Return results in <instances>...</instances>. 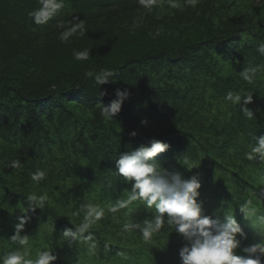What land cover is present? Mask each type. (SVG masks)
Wrapping results in <instances>:
<instances>
[{
    "label": "trees",
    "instance_id": "1",
    "mask_svg": "<svg viewBox=\"0 0 264 264\" xmlns=\"http://www.w3.org/2000/svg\"><path fill=\"white\" fill-rule=\"evenodd\" d=\"M172 2L177 7L170 0L150 7L138 0H65L53 20L36 25L29 12L38 0H0V211L26 210L31 234L51 231L63 239L61 248L53 244L54 264H82L85 243H69L63 231L81 222L86 205L105 213L91 232L107 264H181L186 242L174 229L165 226L148 243L122 231L128 221L150 219L154 208L135 201L110 211L131 190L114 161L153 139L169 145L155 157L162 167L203 180L207 191L198 202L205 215L234 216L242 231L264 226L258 197L264 165L244 158L255 135L264 136V56L257 51L264 0ZM73 16L84 20L86 36L61 42L57 21ZM85 49L88 60L73 58V50ZM256 65L262 66L257 79L248 84L239 71ZM103 69L115 72L114 83L99 86L86 75ZM117 88L129 98L105 121L98 104L115 99ZM230 91L253 94L247 107L254 119L225 99ZM17 159L19 168L6 167ZM37 169L47 173L39 184L31 179ZM43 193L45 207L29 209L26 196ZM249 198L256 212L245 217L240 208ZM244 236L237 237L238 255L263 242ZM14 248L0 238V256Z\"/></svg>",
    "mask_w": 264,
    "mask_h": 264
},
{
    "label": "clouds",
    "instance_id": "2",
    "mask_svg": "<svg viewBox=\"0 0 264 264\" xmlns=\"http://www.w3.org/2000/svg\"><path fill=\"white\" fill-rule=\"evenodd\" d=\"M138 2L144 7H150L155 0H138ZM38 3L40 6L29 12V17L36 25L48 24L65 6V0H38ZM170 3L172 7H177L172 0ZM56 26L62 29L59 39L64 43H67L73 36L84 37L87 33L84 20L78 16H73L67 22L57 21ZM90 50H73V58L77 61H86L91 57ZM257 51L264 56V42L257 46ZM261 67L260 65L244 67L239 71V75L245 82L252 84L257 79ZM86 75L92 77L97 85L102 86L110 81L114 83L116 74L112 70L103 69L96 74L87 72ZM106 94V92H100V97ZM129 95L127 89L117 88L115 99L107 105L103 102L98 104L99 115L105 121L114 119L120 113ZM225 99L234 106H239L242 114L249 120L255 118L253 112L247 107L253 100V94L230 91ZM141 123L146 125L147 120H142ZM137 134L136 131H132L130 136L135 137ZM254 141L249 145L250 150L244 153V158L264 165V136L255 135ZM168 148L167 143L153 139L148 145L142 144L135 150L121 153L114 161L115 173L124 181L131 183V190L127 199L117 201L110 211L116 213L135 201H139L148 209L154 208L155 210L150 219L124 223L122 231L136 232L145 243H148L154 234L160 233L165 226L174 229L186 242L179 250L181 264H264L261 258L264 257V242L243 248L246 255L236 253L241 244L237 237L238 235L243 236L244 233L234 216L224 215L221 220L219 217L212 218L204 214L202 202H198L201 183L196 176L185 179L178 171H170L155 160L158 154L167 151ZM21 164L17 159L12 160L6 167L17 169ZM46 176L45 170L37 169L31 174V179L39 184L46 179ZM258 197L264 198V190ZM47 200V193L26 196L28 208L32 210L43 209ZM240 210L245 217L254 215L256 208L253 206V200L251 198L246 200ZM85 211L86 214L81 222L73 225L74 229L66 228L63 236L69 243L82 240L91 251L96 246L91 229L104 217L105 213L93 205H86ZM28 219L27 216L18 217L15 233L9 240L16 247L0 256V264H54L57 260L53 251L48 249L39 250L35 259L31 258L29 236L21 234ZM257 253L259 255H256ZM121 255L124 254L121 253Z\"/></svg>",
    "mask_w": 264,
    "mask_h": 264
},
{
    "label": "rangeland",
    "instance_id": "3",
    "mask_svg": "<svg viewBox=\"0 0 264 264\" xmlns=\"http://www.w3.org/2000/svg\"><path fill=\"white\" fill-rule=\"evenodd\" d=\"M199 181L203 183V180L201 178L199 179ZM206 191H207V186L201 185L199 192L203 193ZM20 216H27V211L26 210L22 211L19 209L17 210L13 207L3 208L0 211V238H3L4 240L7 241L10 240V237L15 233V225L18 223V217ZM244 229L245 230H243V232L245 233L244 236L245 238L247 239L256 238L257 240H263L264 242V226H257L254 229H246V228ZM32 230L33 228L31 226L29 227L27 224H25L24 229L22 231L23 233H21L22 235H25L26 232L29 234L28 236H29V246L31 247V258L35 259L37 252L41 249L51 250L53 251V254L56 255L57 253L53 250V244H55L59 249L61 248V245L58 242L63 241V239L55 235H52L51 231L48 233L47 232L42 233L41 231L33 235V233L31 234ZM129 244L135 245L132 242H130ZM72 245L75 244L70 245V247L74 248L75 250L74 252H78L76 251L77 247H73ZM83 247L82 249H80V254H79L80 261L82 262V264H95V263L107 264L106 262L108 261L105 258V254H102L100 249H95L96 248L95 247L90 251L89 246L87 244H85ZM106 252L108 251H104V253ZM240 255H244V254H240ZM256 255H259V253H257ZM261 258L262 260H264V257Z\"/></svg>",
    "mask_w": 264,
    "mask_h": 264
}]
</instances>
